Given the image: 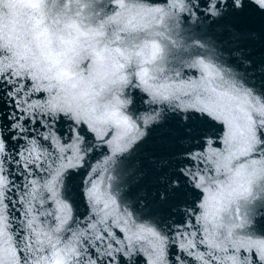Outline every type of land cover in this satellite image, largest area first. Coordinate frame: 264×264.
Here are the masks:
<instances>
[{
	"label": "snow or ice",
	"instance_id": "obj_1",
	"mask_svg": "<svg viewBox=\"0 0 264 264\" xmlns=\"http://www.w3.org/2000/svg\"><path fill=\"white\" fill-rule=\"evenodd\" d=\"M0 264H264V0H0Z\"/></svg>",
	"mask_w": 264,
	"mask_h": 264
}]
</instances>
